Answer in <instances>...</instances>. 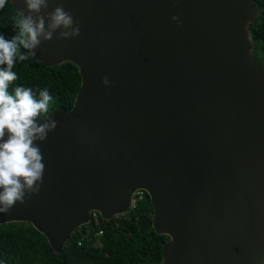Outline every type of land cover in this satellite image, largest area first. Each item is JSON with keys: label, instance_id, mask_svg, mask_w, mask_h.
<instances>
[{"label": "water", "instance_id": "water-1", "mask_svg": "<svg viewBox=\"0 0 264 264\" xmlns=\"http://www.w3.org/2000/svg\"><path fill=\"white\" fill-rule=\"evenodd\" d=\"M27 11L23 0H10ZM80 34L42 41L45 66L81 83L56 109L40 192L0 213L59 254L95 212L127 214L143 191L168 240L160 264H264V65L251 0H49ZM178 16L182 24L172 20ZM110 84L105 86L102 79Z\"/></svg>", "mask_w": 264, "mask_h": 264}, {"label": "trees", "instance_id": "trees-1", "mask_svg": "<svg viewBox=\"0 0 264 264\" xmlns=\"http://www.w3.org/2000/svg\"><path fill=\"white\" fill-rule=\"evenodd\" d=\"M251 1L258 7V15L248 27L252 57L264 65V0ZM17 13L10 0L0 10V34L7 39L15 34L13 17ZM13 70L18 79L9 86L10 92L18 86L31 88L38 97L39 91L47 88L53 97L48 115L56 109L72 108L81 83L74 64L48 67L33 56L17 61ZM151 217L152 208L144 193L143 200L127 214L103 221L99 227L102 235H91L82 246H77L80 235H72L59 254H54L44 236L28 223L0 225V264H160L162 245L168 238L153 231ZM96 243L100 247L94 246Z\"/></svg>", "mask_w": 264, "mask_h": 264}, {"label": "clouds", "instance_id": "clouds-1", "mask_svg": "<svg viewBox=\"0 0 264 264\" xmlns=\"http://www.w3.org/2000/svg\"><path fill=\"white\" fill-rule=\"evenodd\" d=\"M27 15L18 11L13 17L15 34L5 38L0 34V213H8L17 203L24 204L40 192L45 165L37 142H44L55 130L57 122L48 117L53 97L47 88L37 97L31 88L9 86L17 79L13 69L17 61L35 56L42 41L68 40L80 34V27L62 4L47 10L49 0H23ZM7 0H0V10ZM173 21L182 24L178 16ZM24 50V51H22ZM110 84L107 77L102 79Z\"/></svg>", "mask_w": 264, "mask_h": 264}, {"label": "built area", "instance_id": "built-area-1", "mask_svg": "<svg viewBox=\"0 0 264 264\" xmlns=\"http://www.w3.org/2000/svg\"><path fill=\"white\" fill-rule=\"evenodd\" d=\"M144 198V192L143 191H136L131 200V205L134 206L136 203L142 201ZM103 220L99 217V215L95 212L91 213V219L88 225H85V229L82 231L81 228L76 230L72 235L79 236V239L77 240V246H82L83 241L86 240L91 235L94 236H100L102 235L103 231L99 227L101 226ZM97 229L96 232L94 230ZM94 246L100 247L99 243H96Z\"/></svg>", "mask_w": 264, "mask_h": 264}]
</instances>
